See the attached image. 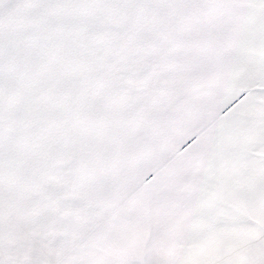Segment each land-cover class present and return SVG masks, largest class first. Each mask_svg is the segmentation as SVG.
<instances>
[{
	"label": "snow or ice",
	"instance_id": "snow-or-ice-1",
	"mask_svg": "<svg viewBox=\"0 0 264 264\" xmlns=\"http://www.w3.org/2000/svg\"><path fill=\"white\" fill-rule=\"evenodd\" d=\"M0 264H264V0H0Z\"/></svg>",
	"mask_w": 264,
	"mask_h": 264
}]
</instances>
